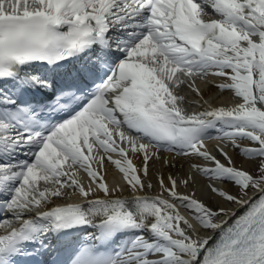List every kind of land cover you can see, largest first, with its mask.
Listing matches in <instances>:
<instances>
[{
	"label": "snow or ice",
	"instance_id": "1",
	"mask_svg": "<svg viewBox=\"0 0 264 264\" xmlns=\"http://www.w3.org/2000/svg\"><path fill=\"white\" fill-rule=\"evenodd\" d=\"M210 74L240 102L189 114ZM0 81V264H264V0H0ZM161 151L189 174L151 195ZM195 174L215 204L180 192Z\"/></svg>",
	"mask_w": 264,
	"mask_h": 264
},
{
	"label": "bare ground",
	"instance_id": "2",
	"mask_svg": "<svg viewBox=\"0 0 264 264\" xmlns=\"http://www.w3.org/2000/svg\"><path fill=\"white\" fill-rule=\"evenodd\" d=\"M224 82L225 81L223 78L211 74L203 79L196 78L194 87L200 90V92L202 93L201 96L196 95V93L193 92L191 88H189L187 85L183 86L181 88L183 94L181 93V95L185 96V100H187L186 104L188 108L192 111L191 113H195L203 110H210L212 107H231L234 106L236 103H239L240 100L234 96V93L232 91L222 90L220 88L215 87V85H219ZM217 137H218V133H216L213 136L212 138L213 143H206L209 151H212L214 153L215 148L219 146V147H225L229 153H233V149L231 148V146L228 145L226 141H223ZM241 143L242 146H248V141L246 139L242 140ZM113 159H119V157L114 154ZM247 159H248L247 157H242L241 159H238L237 166L248 167V165L246 164ZM164 160H168L171 163H174L175 167H168L163 163ZM133 162L137 166H139L141 163L140 159H134ZM197 162L206 165L205 161H197ZM103 167L107 169V172L105 174V179L109 184V186L111 180L114 182V185L116 186H120L125 183L122 178V174L118 171V169L115 168L114 165H112L107 160H105ZM158 172L162 173L165 176V178H167V176L170 173L174 178L178 180H183L185 178V174H189V161L185 160L182 157L175 156L174 153L161 151V159L159 161L152 162L150 165L149 179L153 184V188L149 193L151 195H156L160 193V189L156 186L157 185L156 176ZM195 175H196L195 182L187 188H185L184 185L181 184L179 188L180 192L189 193V194L194 193L196 197L215 204L216 197L210 194L206 188V185H208L209 183L206 184L205 182L209 180L206 177L201 176L200 174H195ZM81 176L82 174L79 173L78 178ZM88 184H90V179L85 178L84 185L87 187ZM217 184L219 187H225V185L219 184L218 182ZM92 186L95 187L94 184H92ZM74 194H78V193H74ZM123 195L127 196L129 195V192L125 191ZM249 195H251V190L249 191ZM226 207L233 208L235 207V205L228 204L226 205ZM180 212L187 218H190V214L183 207L180 208Z\"/></svg>",
	"mask_w": 264,
	"mask_h": 264
},
{
	"label": "rangeland",
	"instance_id": "3",
	"mask_svg": "<svg viewBox=\"0 0 264 264\" xmlns=\"http://www.w3.org/2000/svg\"><path fill=\"white\" fill-rule=\"evenodd\" d=\"M211 183V181H206V184Z\"/></svg>",
	"mask_w": 264,
	"mask_h": 264
}]
</instances>
